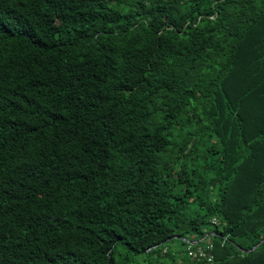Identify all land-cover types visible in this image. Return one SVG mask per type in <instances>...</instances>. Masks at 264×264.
<instances>
[{"label": "trees", "instance_id": "16d2710c", "mask_svg": "<svg viewBox=\"0 0 264 264\" xmlns=\"http://www.w3.org/2000/svg\"><path fill=\"white\" fill-rule=\"evenodd\" d=\"M0 264H264V0H0Z\"/></svg>", "mask_w": 264, "mask_h": 264}, {"label": "water", "instance_id": "95a60500", "mask_svg": "<svg viewBox=\"0 0 264 264\" xmlns=\"http://www.w3.org/2000/svg\"><path fill=\"white\" fill-rule=\"evenodd\" d=\"M180 239H182L183 241H185V242H187V243H189V244H192V242H190V241H188L187 239H185V238H180ZM263 241H261L258 245H256L254 248H252V249H250V250H243V249H240L242 252H244V253H250V252H253V251H255L257 248H258V246L262 243Z\"/></svg>", "mask_w": 264, "mask_h": 264}, {"label": "built area", "instance_id": "2783aa9c", "mask_svg": "<svg viewBox=\"0 0 264 264\" xmlns=\"http://www.w3.org/2000/svg\"><path fill=\"white\" fill-rule=\"evenodd\" d=\"M214 223H217V222L215 221ZM190 255L192 257H198V256H200V257H207L203 252H190ZM211 260H212V258L210 257L209 258V261H211Z\"/></svg>", "mask_w": 264, "mask_h": 264}]
</instances>
